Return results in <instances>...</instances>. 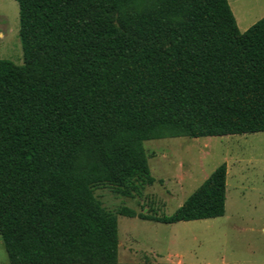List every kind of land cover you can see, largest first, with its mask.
I'll list each match as a JSON object with an SVG mask.
<instances>
[{
    "label": "trees",
    "instance_id": "obj_1",
    "mask_svg": "<svg viewBox=\"0 0 264 264\" xmlns=\"http://www.w3.org/2000/svg\"><path fill=\"white\" fill-rule=\"evenodd\" d=\"M15 2L24 63L0 59V238L11 264H115L117 218L93 188L132 197L152 185L143 142L264 132V17L240 33L227 0ZM225 192L222 163L170 215H118L218 218Z\"/></svg>",
    "mask_w": 264,
    "mask_h": 264
},
{
    "label": "rangeland",
    "instance_id": "obj_2",
    "mask_svg": "<svg viewBox=\"0 0 264 264\" xmlns=\"http://www.w3.org/2000/svg\"><path fill=\"white\" fill-rule=\"evenodd\" d=\"M239 29L264 17V0H227ZM93 13H85L92 20ZM114 27L136 39L111 14ZM248 27V28H249ZM15 0H0V59L23 65ZM154 182L132 197L97 185L93 195L116 216L115 264H264V132L221 137H165L143 142ZM226 165L224 214L218 218L161 224L118 215L168 216L220 164ZM0 264H11L0 238Z\"/></svg>",
    "mask_w": 264,
    "mask_h": 264
},
{
    "label": "crops",
    "instance_id": "obj_3",
    "mask_svg": "<svg viewBox=\"0 0 264 264\" xmlns=\"http://www.w3.org/2000/svg\"><path fill=\"white\" fill-rule=\"evenodd\" d=\"M230 8V7H229ZM233 15V14H232ZM233 17H234V15H233ZM234 20H235V17H234ZM235 23H236V26H237V28H238V25H237V21L235 20ZM248 27L249 26H246L245 28H243V29H239L238 28V31L240 32V33H243L245 30H247L248 29ZM182 204V203H181ZM181 204H179V206L181 205ZM178 206V207H179ZM118 241L120 242V240H119V237H118Z\"/></svg>",
    "mask_w": 264,
    "mask_h": 264
}]
</instances>
